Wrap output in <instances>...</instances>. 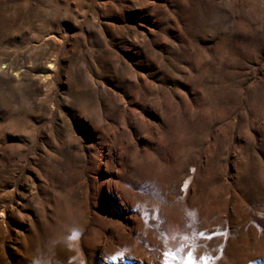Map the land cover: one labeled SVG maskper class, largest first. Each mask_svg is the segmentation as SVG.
I'll list each match as a JSON object with an SVG mask.
<instances>
[{
    "label": "rangeland",
    "instance_id": "374dc122",
    "mask_svg": "<svg viewBox=\"0 0 264 264\" xmlns=\"http://www.w3.org/2000/svg\"><path fill=\"white\" fill-rule=\"evenodd\" d=\"M0 264H264V0H0Z\"/></svg>",
    "mask_w": 264,
    "mask_h": 264
}]
</instances>
